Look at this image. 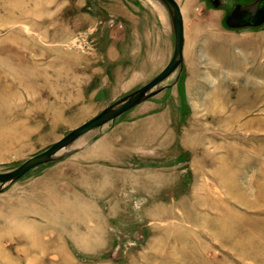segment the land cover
<instances>
[{
	"label": "rangeland",
	"instance_id": "374dc122",
	"mask_svg": "<svg viewBox=\"0 0 264 264\" xmlns=\"http://www.w3.org/2000/svg\"><path fill=\"white\" fill-rule=\"evenodd\" d=\"M252 1L178 0L183 68L0 182V264H264V21L226 23ZM173 43L159 0H0V172L149 81Z\"/></svg>",
	"mask_w": 264,
	"mask_h": 264
},
{
	"label": "water",
	"instance_id": "95a60500",
	"mask_svg": "<svg viewBox=\"0 0 264 264\" xmlns=\"http://www.w3.org/2000/svg\"><path fill=\"white\" fill-rule=\"evenodd\" d=\"M159 1L168 10L174 36L172 55L165 67L149 81L107 105L97 114L68 131L46 149L29 157L16 168L7 172H0V182L2 185L12 183L35 166L54 161L84 133L93 128L99 127L110 120H114L120 114L147 100L163 88L160 84L176 69L177 66L181 67L183 62L182 47L184 39L182 14L179 5L175 0ZM263 21L264 0H254L247 4H236L226 17V23L231 27L257 26Z\"/></svg>",
	"mask_w": 264,
	"mask_h": 264
},
{
	"label": "bare ground",
	"instance_id": "6f19581e",
	"mask_svg": "<svg viewBox=\"0 0 264 264\" xmlns=\"http://www.w3.org/2000/svg\"><path fill=\"white\" fill-rule=\"evenodd\" d=\"M177 3H178V5H179V8H180V11H181V14H182V18H183V28H184V17H183V11H182V9H181V6H180V4H179V2H178V0H175ZM183 46H184V39H183ZM182 52H183V47H182ZM183 56H184V54H183ZM183 60H184V57H183ZM183 65H184V61L182 62V65H181V67L183 68ZM180 66H177L176 67V69L177 68H181ZM175 71V70H174ZM173 71V72H174ZM172 72V73H173ZM14 126H10V128H8L9 130L7 131V132H5L4 134H6V133H8V132H11L14 128H13ZM15 129H17V128H15ZM13 132H15V130H13Z\"/></svg>",
	"mask_w": 264,
	"mask_h": 264
},
{
	"label": "crops",
	"instance_id": "0c3cea01",
	"mask_svg": "<svg viewBox=\"0 0 264 264\" xmlns=\"http://www.w3.org/2000/svg\"><path fill=\"white\" fill-rule=\"evenodd\" d=\"M143 102H144V101H143ZM141 103H142V102H141ZM136 106H137V105H136ZM136 106H134V107H136ZM134 107H133V108H134ZM131 109H132V108H131ZM129 110H130V109H129ZM127 111H128V110H127Z\"/></svg>",
	"mask_w": 264,
	"mask_h": 264
},
{
	"label": "flooded vegetation",
	"instance_id": "af4514ba",
	"mask_svg": "<svg viewBox=\"0 0 264 264\" xmlns=\"http://www.w3.org/2000/svg\"><path fill=\"white\" fill-rule=\"evenodd\" d=\"M212 2H214L215 0H211Z\"/></svg>",
	"mask_w": 264,
	"mask_h": 264
}]
</instances>
